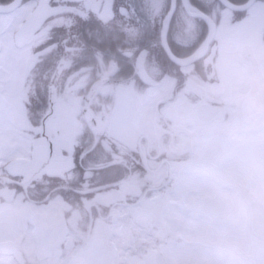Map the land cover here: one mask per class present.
<instances>
[{"label": "flooded vegetation", "instance_id": "af4514ba", "mask_svg": "<svg viewBox=\"0 0 264 264\" xmlns=\"http://www.w3.org/2000/svg\"><path fill=\"white\" fill-rule=\"evenodd\" d=\"M227 1L0 0V264H199L248 224L264 19Z\"/></svg>", "mask_w": 264, "mask_h": 264}, {"label": "rangeland", "instance_id": "374dc122", "mask_svg": "<svg viewBox=\"0 0 264 264\" xmlns=\"http://www.w3.org/2000/svg\"><path fill=\"white\" fill-rule=\"evenodd\" d=\"M241 139L246 146L245 150L239 152L231 146L228 149V164L247 191L245 204L248 224L241 226V214L236 208L232 211L227 226H216V230L213 228L202 233L206 239L215 240L217 245L210 249L208 246L200 247L199 264H264V131L261 135L248 132ZM231 144H237V141L233 140ZM232 195L236 196L235 189H232ZM241 221L245 223L244 219ZM238 244H243V252L233 253L231 246ZM177 254L169 252V264H187L189 256L181 253L176 260Z\"/></svg>", "mask_w": 264, "mask_h": 264}, {"label": "snow or ice", "instance_id": "6c2138e0", "mask_svg": "<svg viewBox=\"0 0 264 264\" xmlns=\"http://www.w3.org/2000/svg\"><path fill=\"white\" fill-rule=\"evenodd\" d=\"M113 7L115 6L113 5ZM213 7L223 11L225 15H227L229 19H231L232 13L226 9L224 0H216V3ZM247 8L250 18L254 15H258L261 19H264V2H258V0H248ZM121 10H123V6L121 7Z\"/></svg>", "mask_w": 264, "mask_h": 264}, {"label": "clouds", "instance_id": "9594fccd", "mask_svg": "<svg viewBox=\"0 0 264 264\" xmlns=\"http://www.w3.org/2000/svg\"><path fill=\"white\" fill-rule=\"evenodd\" d=\"M243 244H238V245H234V246H231V250L233 253H242L243 252Z\"/></svg>", "mask_w": 264, "mask_h": 264}, {"label": "water", "instance_id": "95a60500", "mask_svg": "<svg viewBox=\"0 0 264 264\" xmlns=\"http://www.w3.org/2000/svg\"><path fill=\"white\" fill-rule=\"evenodd\" d=\"M224 2H225V3H228L227 0H224ZM172 9H173V7H172V5H171V7H170V9H169V12H168L167 16H170V15H171ZM210 36H211V33H210V35L207 37V39H208ZM207 39H206V41H207ZM261 112H262V110L259 111V113H261ZM241 125H242V124H241ZM241 125H239L238 128H240Z\"/></svg>", "mask_w": 264, "mask_h": 264}]
</instances>
